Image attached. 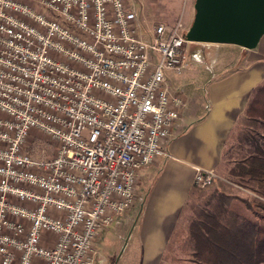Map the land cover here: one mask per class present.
I'll return each instance as SVG.
<instances>
[{
  "label": "built area",
  "instance_id": "1",
  "mask_svg": "<svg viewBox=\"0 0 264 264\" xmlns=\"http://www.w3.org/2000/svg\"><path fill=\"white\" fill-rule=\"evenodd\" d=\"M134 5L0 0V264H95L140 171L170 157L185 102L166 73L189 68L192 43L180 20L142 33ZM218 178L197 169L193 184Z\"/></svg>",
  "mask_w": 264,
  "mask_h": 264
},
{
  "label": "crops",
  "instance_id": "2",
  "mask_svg": "<svg viewBox=\"0 0 264 264\" xmlns=\"http://www.w3.org/2000/svg\"><path fill=\"white\" fill-rule=\"evenodd\" d=\"M194 2L135 0L141 32L157 25L170 28L178 20L188 31ZM187 49L189 68L180 74L166 73L170 92L178 93L185 102L169 137L170 157L140 171L134 207L116 218L96 241L97 249L101 238L113 243L132 226L135 245L125 264H171L164 255L169 253L190 198L196 170L216 172L236 139L251 94L264 83V34L251 50L204 43L189 44ZM97 254L96 263L100 260Z\"/></svg>",
  "mask_w": 264,
  "mask_h": 264
},
{
  "label": "trees",
  "instance_id": "3",
  "mask_svg": "<svg viewBox=\"0 0 264 264\" xmlns=\"http://www.w3.org/2000/svg\"><path fill=\"white\" fill-rule=\"evenodd\" d=\"M235 140L243 155L228 174L247 194L216 187L201 203L189 205L186 241L196 264L264 263V83L251 94Z\"/></svg>",
  "mask_w": 264,
  "mask_h": 264
},
{
  "label": "water",
  "instance_id": "4",
  "mask_svg": "<svg viewBox=\"0 0 264 264\" xmlns=\"http://www.w3.org/2000/svg\"><path fill=\"white\" fill-rule=\"evenodd\" d=\"M185 34L191 43L256 47L264 34V0H195Z\"/></svg>",
  "mask_w": 264,
  "mask_h": 264
},
{
  "label": "rangeland",
  "instance_id": "5",
  "mask_svg": "<svg viewBox=\"0 0 264 264\" xmlns=\"http://www.w3.org/2000/svg\"><path fill=\"white\" fill-rule=\"evenodd\" d=\"M33 139L38 140L42 146L41 148L39 147V149L35 150L36 155H41L42 157L48 159L53 157L55 151L53 147L48 145L49 141L44 135L36 133L34 134ZM235 145L236 140L230 143L226 157H224L219 168L216 170V173L219 177L216 183L207 188H194V194H192L188 205L181 213L179 225L173 238L171 239L169 253L164 255L167 262H171V264H196L192 260L191 250L186 241L188 221L193 214V211L189 206L191 203H201L216 187H219L221 190L230 194L246 196L247 192L242 191L237 186L233 185V183H231L233 180L228 174L230 169L233 168V165L243 155V152H240L237 148H234ZM131 227L132 226H129L126 231H123L120 234L117 231L119 237H117L113 243H107L105 238L100 239L98 249L96 247L97 252L100 253V260H98L99 262L97 263L95 262V264H125L126 257L129 256V253L132 252L135 245V241L131 238ZM97 256L98 254H96V257Z\"/></svg>",
  "mask_w": 264,
  "mask_h": 264
}]
</instances>
